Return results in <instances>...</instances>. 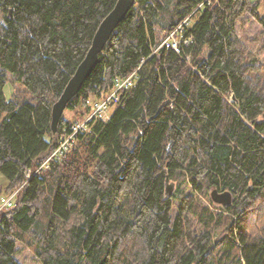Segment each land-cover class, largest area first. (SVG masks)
I'll return each mask as SVG.
<instances>
[{
  "label": "trees",
  "instance_id": "16d2710c",
  "mask_svg": "<svg viewBox=\"0 0 264 264\" xmlns=\"http://www.w3.org/2000/svg\"><path fill=\"white\" fill-rule=\"evenodd\" d=\"M116 1L0 0V174L15 192L0 264H22L19 243L40 264H264V67L234 31L243 13L264 28L261 0H135L65 108L79 117L63 112L53 134L52 105ZM185 19L181 52L158 48ZM133 71L108 119L40 167ZM184 183L232 201L214 211Z\"/></svg>",
  "mask_w": 264,
  "mask_h": 264
},
{
  "label": "water",
  "instance_id": "95a60500",
  "mask_svg": "<svg viewBox=\"0 0 264 264\" xmlns=\"http://www.w3.org/2000/svg\"><path fill=\"white\" fill-rule=\"evenodd\" d=\"M134 4L135 0H117L114 7L100 21L83 59L77 65L61 94L52 105L50 127L53 134L57 131L59 121L68 102L80 91L84 82L95 68L99 54L104 49L112 32L124 20ZM174 188L173 182L166 177L165 195L167 197L171 196ZM210 198L214 203L226 206L231 203L232 194L228 190L218 191L217 189H213L210 192Z\"/></svg>",
  "mask_w": 264,
  "mask_h": 264
},
{
  "label": "rangeland",
  "instance_id": "374dc122",
  "mask_svg": "<svg viewBox=\"0 0 264 264\" xmlns=\"http://www.w3.org/2000/svg\"><path fill=\"white\" fill-rule=\"evenodd\" d=\"M259 12H264V0H261L259 6ZM234 31L236 36L241 40L244 47L257 59L260 65L264 67V28L248 13H243L234 24ZM260 79L264 78V75L259 77ZM13 91L12 85L8 82L4 88L6 97H10ZM230 101H232L230 99ZM66 119H76L79 117L78 111H69L66 109L63 115ZM48 156V155H47ZM46 156V157H47ZM6 179L3 175L0 174V196L5 193L2 188L5 185ZM213 189L201 188V190H193V187L184 183L180 187V192L184 194H190L193 196V201H196L197 204H201L209 207L214 211H219L217 204H214L210 198V192ZM180 197H173L172 199V209L175 213L178 209V203ZM221 206V205H220ZM17 258L22 264H40L37 256L34 253V248L31 245L26 243H19L18 246Z\"/></svg>",
  "mask_w": 264,
  "mask_h": 264
},
{
  "label": "built area",
  "instance_id": "2783aa9c",
  "mask_svg": "<svg viewBox=\"0 0 264 264\" xmlns=\"http://www.w3.org/2000/svg\"><path fill=\"white\" fill-rule=\"evenodd\" d=\"M187 23V19L183 20L179 25H177L173 30H171L167 36L162 40L158 48H164L166 50L172 49L176 53H180L182 48L181 45H187L190 42V38H181V32L183 25ZM157 48V49H158ZM156 51V49H155ZM153 51V52H155ZM188 58V56H186ZM141 62H144L142 60ZM135 71H133L130 75L125 78H117L114 81V85L109 93L100 99L91 98L88 100V103L91 105L92 110L90 114L83 120H77L71 126V131L59 139L57 145L53 148V150L48 154V156L44 159L41 166H47L48 162L51 158L60 159L63 153L69 148L75 135L77 132L81 130L87 129V122L92 118H98L101 120H106L109 117V109L111 105L117 102L119 93L131 87L134 84ZM40 167H38L35 171H37ZM35 171H31L28 169L25 172L27 178H29ZM15 192L9 195H2L0 197V209L4 207H10L14 201Z\"/></svg>",
  "mask_w": 264,
  "mask_h": 264
},
{
  "label": "bare ground",
  "instance_id": "6f19581e",
  "mask_svg": "<svg viewBox=\"0 0 264 264\" xmlns=\"http://www.w3.org/2000/svg\"><path fill=\"white\" fill-rule=\"evenodd\" d=\"M188 21H189V19H188Z\"/></svg>",
  "mask_w": 264,
  "mask_h": 264
}]
</instances>
